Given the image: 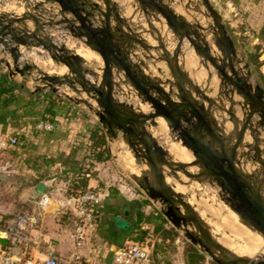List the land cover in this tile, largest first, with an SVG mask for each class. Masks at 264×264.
<instances>
[{
	"label": "water",
	"instance_id": "obj_1",
	"mask_svg": "<svg viewBox=\"0 0 264 264\" xmlns=\"http://www.w3.org/2000/svg\"><path fill=\"white\" fill-rule=\"evenodd\" d=\"M46 1L58 6L59 21L52 17L42 20L30 13L11 18L0 16V46L2 53L12 60V64L5 62L8 78L23 77L36 70L35 65L20 63L22 48L45 51L57 66L67 69V75L53 77L39 73L38 82L44 85L36 87L35 92L48 89L56 94L65 87L77 96L71 98L64 93L68 101L87 105L80 97L85 94L94 102L98 107L95 114L106 136L116 138L121 134L137 163L147 167L149 178L137 179V185L147 199L162 205L160 212L164 219L176 230H183L185 239L215 264H264V257L258 252L247 258L219 244L189 203L166 183V170L172 176L181 173L189 179L216 183L226 195L229 208L244 225L264 239V195L261 193L264 187V90L251 82L248 65L239 58L232 38L210 2L199 0L204 8L199 14L211 21L205 29L196 20L188 22L166 0H136L145 16L157 14L163 19L167 32L176 40L174 50L169 52L159 29L147 20L148 34L157 43L156 46L147 45L125 23L113 0ZM98 1L102 2L103 8ZM191 3L192 0H187L184 9H193ZM179 5H183L182 1ZM28 22H32V26L29 27ZM112 23L115 24L113 27ZM61 25L71 37L101 58V74L87 68L81 57L45 34V28ZM203 32L211 36L217 55L212 54ZM184 41L216 72V98L209 97L181 69L179 56ZM137 46L147 52L149 59L164 62L171 79L162 81L148 76L142 69V59L138 63L131 59L135 58ZM151 52H159L158 57ZM205 69L209 71L207 66ZM157 71L161 72L160 69ZM208 78L212 79L213 75L209 73ZM119 84H129L141 98V104H146L151 111L143 113L130 104L117 101L114 92ZM165 87L170 90L165 91ZM224 101L228 107L223 105ZM213 112L226 114L229 120L224 123H231L238 130L231 138L223 135L212 117ZM158 119L167 124L174 141L192 156L190 163L172 160L148 132L151 126L156 127ZM247 137L252 143H246ZM231 140H234L233 144ZM242 149L247 152L239 153ZM249 152L254 153L252 160L262 168L259 180L246 173L237 161V158L248 159ZM191 167L200 171L190 173ZM36 194L37 191L33 196Z\"/></svg>",
	"mask_w": 264,
	"mask_h": 264
},
{
	"label": "rangeland",
	"instance_id": "obj_2",
	"mask_svg": "<svg viewBox=\"0 0 264 264\" xmlns=\"http://www.w3.org/2000/svg\"><path fill=\"white\" fill-rule=\"evenodd\" d=\"M118 1L119 0H113V2L117 4V9L119 10L121 17L125 19V23L129 26V28L134 32H137L140 38L147 45L156 46L157 43L154 40H152L148 34L150 30L147 25V20L152 23L153 27L159 29L160 31L164 29L166 30V26L164 24L163 19L157 14H154L149 17L145 16L142 13L136 0H121L120 3ZM180 1H182L183 5H179ZM166 2L167 4L170 5V7L173 10H176L178 13L181 12L180 14L183 15L184 18L189 19L187 10L184 9V6L187 5V0H174V2H171L170 0H166ZM98 4L100 5V7L103 8V4L101 1H98ZM37 6L39 7L36 8ZM191 6L195 10V11H193V9L191 10V13L193 12V20L198 21V23L201 26L204 23L205 26L207 27L209 25L208 22L210 21V19L208 21V19L203 18L199 14V12L204 11V8L201 6L200 1L192 0ZM182 11L184 12L182 13ZM26 13H30L31 15L37 16L42 20H46L47 18L50 17H52L55 21H59L61 19L59 15L58 6L52 2H47L46 0H0V16H6L11 18L14 16H21ZM189 21L191 22L192 19H189ZM27 25L29 27L32 26V22H28ZM45 34L48 35L55 43H63L70 52H74L75 54H77L78 50H81V48L82 50L89 52L94 57L90 62H88V64H86L87 68L97 71L99 74H101V70L103 68V63L101 58L98 55L91 52L83 43H81V41L71 37V35L63 25L53 26L51 28H45ZM169 36H170V41L168 44H166L163 41L166 44L168 50L169 48L175 47L174 43L176 42L175 38L171 33H169ZM241 41H243V39H241ZM187 45L189 49L186 51H181V55H180L181 57L179 56V65L181 69L197 86L204 89L209 97L216 98L215 87L218 84V80L216 79V72L212 69L209 63L205 64L202 58L195 55L193 49L189 46V44ZM251 49L252 50H248L241 43L237 46L236 51L239 55V58L242 59L243 64L248 65V70L251 74V82L253 84H258L260 87H262L260 77L261 75L264 74V50L252 46ZM21 51H22L21 57H23V59L20 61V63L21 64L28 63L30 65L36 66V70L31 71L30 73L26 74L23 77L19 75L15 76L17 77V79H19L18 77L21 78L20 84L22 86L29 84L28 87L30 88L34 87L35 89V86L41 87L42 85H44L42 82L40 81L38 82L40 78L39 73H45L48 76L55 75L59 77L63 75H67V69L64 67L57 66L48 57L45 51L39 50V52H37L38 50L31 48L29 49L22 48ZM135 52H136L135 58L132 57L131 59L137 63L141 62L142 59L143 61L142 69L145 70V73L148 76L154 78H160L162 81L166 79H171L169 71L167 70L166 64L164 62L149 59L147 56L148 55L147 52L142 50L139 46L135 48ZM151 54L154 57H158L156 55H159V52L158 53L151 52ZM182 55L188 57L191 60V64L189 67L187 66L186 63L184 64V60L182 59L184 57ZM0 58H1L0 71H5L6 73H8L5 62L7 61L10 64H12V60L8 54L2 53L1 46H0ZM205 65L209 68L208 72H206L205 70L206 67ZM196 67L199 68L197 72H196ZM59 69L60 71H58ZM157 69H160L161 72L158 73ZM209 72L213 75L212 78L213 80L211 81L208 78ZM209 81L211 83H209ZM206 82H208V84ZM212 88L214 89L213 92L210 91ZM45 90H47V93H52L48 89ZM64 93H67L71 98H77L75 94H73L69 89L65 87L61 88L58 93L56 94L52 93V94L56 95V97H60L64 100H67L64 97ZM80 97L85 99V101H87L88 104L87 105L75 104L70 101L74 105V110L71 109L72 113L76 111L75 113H77V116L79 117L80 113L77 112V109H79L81 113L88 119L85 120L86 124L89 123L90 125L92 122V123H97L101 127L98 117L95 114V111H98L97 105L94 102L87 99L85 94H82ZM114 97L120 103L130 104L134 106L136 109L139 108V103H141V98H139L137 92L129 84H119L118 88L115 89ZM75 105H78L79 107L77 108L75 107ZM226 105H228V103H226ZM146 109L147 112L151 111L149 107H147ZM218 113L221 116L223 115V119L228 122L229 118L226 114H222L220 112ZM227 125L233 128L230 125V123H227L225 127ZM157 129H159L160 131H158ZM102 131L104 132L103 129ZM148 132L151 133L152 136L158 142V144L165 151L169 153L170 158L176 161L168 151L169 144L174 143L175 141L173 139V135L169 131L167 124L163 120L159 119L156 121V127L151 126L150 128H148ZM86 136L87 134L81 135L82 138ZM105 140H106L107 152L109 154V157L107 159L97 162L96 157L92 156V153L88 155V151H85L84 153L86 154V157L88 156L89 157L86 159H82L81 157H79L76 163L77 165H75L76 172L73 175L70 173H65L61 176V180L62 182H64L65 185L66 194L69 195L68 196L69 198L77 196L75 195V193H77L78 190H76L75 188L76 183L74 182L76 181V179H78V177H81L80 174H83L85 172H89L90 175L93 176L98 181L100 187H106V188L110 187L114 190L120 189L121 191H123V193L128 194V196L137 199V201L141 203L140 211L142 212L145 221L141 222V224H138V226L142 227L141 231L142 229L143 230L148 229L150 232L153 231L154 234L153 238L158 239L159 241L154 248V254H153L154 264H187L186 250H187V244L190 242L185 239L183 230H176L165 219L166 222L162 224L163 230L155 231L156 229L155 225L160 221L159 215H161L160 211L162 209V205L158 202H152L149 199H147L145 194L138 187L136 181L137 179H140L142 177H149V172L147 167L145 165H141V163H137L132 151L123 141L121 134H118L116 138H108L105 134ZM83 143L84 142H82V144ZM246 143H252L250 137H247ZM116 144L118 150L113 151L112 147ZM81 145L78 144L76 146V149L80 151L81 154H83V151L81 150H86V148L85 146H81ZM175 145L176 146L178 145V147L183 148L185 151H187L184 147L181 146L179 142H175ZM242 151L247 152L246 149H242L239 153H241ZM119 154L122 156L124 155L125 157L127 156V158L131 160L133 166L136 169H138V171H141L138 176L132 175L124 169V167L121 164V160L119 159ZM253 157H254V153L249 152L248 159L246 157L242 159L237 158V161L244 168L246 173L255 175L256 178L259 180L261 178L262 168L257 162L252 160ZM262 159L264 160V155ZM194 168L196 167L189 169V172L198 173L196 171H193ZM69 177L70 179H68ZM165 177L171 178L169 183H167V185L173 187L174 184L176 186L178 192H175V190H173V192L181 195V197H183V199L189 203V205L193 208L195 213L199 215V217L203 220V222L206 223L212 237L217 242L221 243L223 241L222 243H227L232 248L246 249L247 245L245 244V242L234 230H232L231 227L234 226L240 227L241 231L245 230V232L247 233H252L254 236L264 241L261 235L259 236V234L255 232L253 229L244 225L242 220L237 216V214H235L229 208L225 200L226 195L221 192V189L216 183L210 180L198 181V180L189 179L181 173H177L175 176H172L168 170L165 171ZM83 178L87 179L86 176H83ZM261 193L262 195H264V187ZM143 201H145L146 203L144 204ZM98 216L99 215L97 214V217ZM134 220H135V216L131 220H127L129 226H131L132 223H133L132 225L134 226L137 225V224L135 225ZM114 221L116 227L127 228L124 219L114 218ZM164 231H170L166 239H163ZM137 233L139 234V232ZM91 235L93 239L94 237L97 238L99 237V232L97 230V227L92 232ZM258 250H259L258 248L257 249L254 248L253 253L250 252L248 254L249 256L245 254L242 255L243 253L241 255L240 254L238 255L247 258H252L257 254ZM232 252H234L235 254V251ZM201 253L204 255V260L202 261L201 264H215L206 254H204L203 252Z\"/></svg>",
	"mask_w": 264,
	"mask_h": 264
},
{
	"label": "crops",
	"instance_id": "obj_3",
	"mask_svg": "<svg viewBox=\"0 0 264 264\" xmlns=\"http://www.w3.org/2000/svg\"><path fill=\"white\" fill-rule=\"evenodd\" d=\"M208 1L220 15L236 48L242 43L248 50H252L251 46L264 50V0ZM191 15L193 18V12ZM185 42L183 50H188V43ZM173 49L169 48V52ZM2 74L8 81L22 87L21 91L12 93L13 98L22 96L25 102L22 104L29 102L31 106V102L37 98L34 87H28L29 84L22 86L20 77L9 79L5 71H0ZM39 92L48 94L47 90ZM72 110L69 120L52 133L23 131L24 140L14 150L0 148V264H25L26 261L40 264L50 251L60 264H66L75 252L70 239L75 219L72 200L59 214L45 213L37 206L41 196L54 200L69 199L61 176L76 172L75 165L82 156L76 146L80 145L81 135L89 132V123L86 124ZM15 121L11 114L0 109V142L9 136L13 130L11 122ZM85 176L86 189L95 190L101 200L97 217L99 237L93 239L92 233L88 234L77 253L87 264H113L114 249L127 243L131 233L126 218L130 216L131 208H141V203L120 189L100 187L89 172ZM35 191L37 194L34 197ZM114 218L124 219L127 228L116 227ZM20 219L25 221L21 222Z\"/></svg>",
	"mask_w": 264,
	"mask_h": 264
},
{
	"label": "trees",
	"instance_id": "obj_4",
	"mask_svg": "<svg viewBox=\"0 0 264 264\" xmlns=\"http://www.w3.org/2000/svg\"><path fill=\"white\" fill-rule=\"evenodd\" d=\"M0 109L5 110L7 113L12 115V118L16 119L14 123L11 122L13 126V130L9 134L10 137H15L17 139V143L15 145H8L7 148L10 150H14L21 141L24 140V132L29 131L32 134H43V133H52L60 124H63L66 120H69V112L74 107V105L67 100H64L60 97L53 96L52 93L42 95V92H37L35 95L37 96L36 100L31 102V106H29V102L26 104L23 102V97L21 98H13L12 93L15 90H22V87L19 85L10 82L7 80L5 75H0ZM262 88L264 90V74L260 77ZM6 96V98H2ZM13 98V100H12ZM11 101V102H10ZM10 102V103H9ZM21 102V103H20ZM17 106L16 109H11V107ZM76 112V111H75ZM75 112L73 114H75ZM80 113L79 118L83 121L88 120L81 111H77ZM41 121H47L50 123L56 124V128L51 132L45 131H37L35 129V125ZM87 122V121H86ZM89 132L87 136L82 138L79 142L81 146H85L86 150L83 151L81 156L82 159H86L85 151H88V155L92 153V156L96 157L97 162L103 161L109 157L106 148V140L105 133L102 131L101 127L97 123L88 124ZM22 130V131H21ZM80 146V147H81ZM97 152V153H96ZM86 172L80 174L81 177H78L74 183H76V190H78L75 195H81L86 191L87 187V179H84ZM145 204L146 202L143 201ZM135 216L134 223L136 226L131 224V233L128 237V242L137 243L143 242L146 239L150 238L154 240V248L155 245L158 244V239L153 238V231L150 232L148 229L141 231L140 226L141 222L145 221V218L140 211V207L131 208V214L126 219L131 220ZM147 220V219H146ZM159 223L155 225V231L163 230L162 224L166 222V220L159 215ZM138 226V228H137ZM134 227V230H133ZM139 232V234L137 233ZM170 231H164L163 239L167 238V235ZM153 248V254H154ZM187 264H201L204 260V255L197 249V247L193 246L191 243L187 244L186 250Z\"/></svg>",
	"mask_w": 264,
	"mask_h": 264
},
{
	"label": "built area",
	"instance_id": "obj_5",
	"mask_svg": "<svg viewBox=\"0 0 264 264\" xmlns=\"http://www.w3.org/2000/svg\"><path fill=\"white\" fill-rule=\"evenodd\" d=\"M22 59L23 57H21L20 61ZM55 128L56 124L47 121H41L35 125L37 131L51 132ZM16 143L17 139L15 137L8 136L5 141L0 142V148L8 147L9 144L15 145ZM70 200H72L75 211L73 230L70 235L75 252L70 255V259L66 264H87L77 253V250L82 247L88 234L92 233L97 227V214L101 203L99 196L91 189H87L83 194L70 197L66 200H54L46 196H41L37 200V206L45 213L59 214L68 206ZM20 220L21 222L25 221V219ZM153 248L154 240L150 238L143 242H127L114 249L112 254L113 264H154ZM25 264L36 263L26 261ZM40 264H60V261L50 251L45 255V259Z\"/></svg>",
	"mask_w": 264,
	"mask_h": 264
},
{
	"label": "bare ground",
	"instance_id": "obj_6",
	"mask_svg": "<svg viewBox=\"0 0 264 264\" xmlns=\"http://www.w3.org/2000/svg\"><path fill=\"white\" fill-rule=\"evenodd\" d=\"M119 3L121 2V0H119L118 1ZM187 10V9H186ZM191 10L192 9H190V10H187V14H188V17H189V19H192L193 20V18H192V15H191ZM176 11V10H175ZM177 12V11H176ZM184 11H182V13H183ZM178 13V12H177ZM181 13V12H180ZM164 27V26H163ZM163 27H161V28H163ZM202 27L203 28H207L206 26H205V24L203 23L202 24ZM167 30V29H166ZM165 29L164 30H160L161 31V36H162V39L164 40V42L166 43V44H168L169 43V41H170V36H169V33L166 31ZM203 35L206 37V42L207 43H209V45H210V47H211V50H212V54H214V55H217L216 53H217V51H216V48L212 45V43H211V36H207V34L205 33V32H203ZM186 43V42H185ZM183 45H185V44H183ZM183 48L185 49V47H183L182 46V50H183ZM67 49V48H66ZM183 51H186V50H183ZM92 52V51H91ZM186 53V52H185ZM184 54V53H183ZM77 56H79V57H81L83 60H84V62H85V65L86 64H88V62H90L92 59H93V57L94 56H92L89 52H87V51H85V50H82V48H81V50H78V52H77V54H76ZM186 55V54H185ZM183 56V55H182ZM181 57V56H180ZM184 58H182L183 60H184V64L186 63L187 64V66L189 67L190 66V64H191V60L188 58V57H185V56H183ZM95 61V60H94ZM47 62V61H46ZM163 65V64H162ZM186 66V65H185ZM65 68V67H64ZM209 69V68H208ZM199 70V68L198 67H196V72ZM206 70V69H205ZM58 71H60V69L58 70ZM206 72H208L207 70H206ZM62 73V72H61ZM210 73V72H209ZM50 76H55V75H50ZM57 77H59V76H57ZM210 81L211 80H213V79H209ZM209 81V83H211ZM207 84H208V82H206ZM213 84V83H212ZM216 84V83H215ZM214 85V84H213ZM216 86V85H215ZM213 88H214V86H213ZM212 88V89H213ZM216 88V87H215ZM170 90V87H165V91H169ZM238 98H236V100H237ZM226 103H227V101L225 102H223V105L225 106V107H227V105H226ZM147 105L146 104H141V103H139V111L140 112H143V113H145V112H147V107H146ZM223 114V113H222ZM237 116H239V117H241L240 116V113H237ZM212 117L215 119V121L218 123V126L220 127V129H221V131H222V133H223V135L224 136H228V137H232V135L234 134V133H236L238 130L237 129H235V127L230 123V125L234 128H231L230 126H226L225 127V125L227 124V123H224L225 122V120L223 119V115L221 116V115H219V113L218 112H213L212 113ZM159 120V119H158ZM162 120V119H161ZM158 131H160L159 129H157ZM232 141V144L234 143L233 141L234 140H231ZM119 145V144H118ZM112 150L113 151H117L118 149H117V144L116 145H114L113 147H112ZM120 150V149H119ZM168 151L170 152V154L173 156V158L176 160V161H178V162H181V163H190L192 160H193V158H192V156L187 152V151H185L183 148H180V147H178V145L176 146L175 145V142L174 143H171V144H169V146H168ZM116 154V153H115ZM119 159L121 160V164H122V166L124 167V169L128 172V173H130V174H132V175H135V176H138L139 174H140V172L141 171H138V169H136L134 166H133V164H132V162H131V160H129L128 158H127V156L125 157L124 155L122 156V155H120L119 154ZM191 168H193V167H191ZM190 168V169H191ZM193 171H196V172H199L200 170L198 169V168H194L193 169ZM194 173V172H193ZM144 176V175H143ZM149 178V177H148ZM170 179L171 178H166V183H169V181H170ZM172 180H173V178H172ZM175 187V188H174ZM173 190H175V192H178L177 190L178 189H176V186L173 184ZM232 228V230H234L240 237H241V239L245 242V244L247 245V248L246 249H243V248H241V249H237V248H232L229 244H227V243H220V242H218V243H220V244H222V246H224L226 249H228L229 251H235V254L236 255H238V254H242V255H248L250 252H252L253 253V250H254V248H258L259 250H258V253H259V255L262 257H264V241L262 240V239H260V238H258V237H256V236H254L252 233H247V232H245V230L244 231H241L240 230V227H231ZM243 230V229H242ZM233 231V232H234ZM237 235V236H238ZM260 236V235H259ZM257 252V251H256ZM234 253V252H233ZM249 256V255H248Z\"/></svg>",
	"mask_w": 264,
	"mask_h": 264
}]
</instances>
